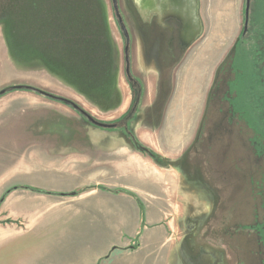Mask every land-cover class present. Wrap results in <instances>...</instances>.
I'll return each instance as SVG.
<instances>
[{"label":"rangeland","instance_id":"374dc122","mask_svg":"<svg viewBox=\"0 0 264 264\" xmlns=\"http://www.w3.org/2000/svg\"><path fill=\"white\" fill-rule=\"evenodd\" d=\"M0 1L2 5L9 4V0ZM11 1L13 3L15 0ZM32 1L47 4L48 0H29V3ZM78 1L89 3L88 9L77 4ZM202 2L204 34L194 38L190 43V46H194L188 49L177 65H172L168 59L169 70L160 77L157 65L150 60L151 51L148 50L144 58L136 24L132 22L135 35L131 65L142 81L143 93L136 110L129 117V130L139 143L157 155L158 158L153 159L138 150L162 168V189L154 190L158 197L141 198L153 222L141 223L135 245L130 242L129 247L118 250L121 253L128 251L130 255H115L110 261L103 260L104 264H123L136 260L141 263L142 258L145 264H261L262 258L264 260V246L261 237L257 235L259 231L254 232L250 228L256 223L264 224V146L258 156V185L252 186L249 161L242 164L240 172L236 171V166L241 162L238 156L233 155L235 149L232 147L239 145L238 137H242L243 145H246L248 130L243 128V122L236 121L238 116L234 121L238 123L236 131L231 132L232 128H225L229 127V122L226 113L228 107L223 101V95L228 87L227 80H234L236 76L232 74L230 66L223 72L222 61L225 59L229 62V57L233 56L229 52L240 37L244 0ZM68 7L71 12L73 7L83 10L87 32L90 28L94 31L90 25L94 21L102 30L106 56L99 62L104 69L101 76L94 75L96 64L89 68V76L64 78L58 70H51L39 62L29 64V60L24 61L18 57L13 61L3 38L2 30L5 32L7 27L2 22L0 89L13 84H29L73 100L100 121L121 122L122 116L132 107L133 90L124 76L123 41L111 1L69 0ZM120 8L122 15L124 11L126 13L124 0H120ZM129 14L130 17L127 13L126 17L132 19V12ZM36 19V12L29 14V56L43 51L34 45L38 41L43 42L42 38L48 36L47 31H51L49 20L37 26ZM7 23L10 26L13 24L12 21ZM129 25L132 26L131 23ZM249 36L243 40L247 44V56L251 58L256 44L264 45V37ZM20 45L26 47L24 41ZM79 54L80 64L89 65V52L86 54L83 49ZM261 57L264 61V56ZM236 68L233 66V69ZM76 79L80 85L73 83ZM257 90L264 91L260 84ZM1 107L29 109V164L34 171L29 172V178L23 173L29 181L41 174L36 171L37 163L47 152L53 160L50 162L51 167L58 168L57 159L65 152L61 147L64 139H67V143L73 139L86 140L87 132L81 133L82 122L77 119V113L59 100L28 89H10L0 97ZM68 130L76 133L67 137ZM105 139L111 140V137ZM125 139L129 141L127 135ZM242 156L245 157V154ZM20 176L21 173H18V181ZM65 177L72 178L70 175ZM51 178L60 179L58 176ZM143 184V189L153 188V178H147L145 186ZM29 191L17 188L4 195L0 202V264H29V201L38 200V197L33 199ZM49 199L50 221L64 216L62 208L58 206L59 201L62 204H74L72 195H50ZM116 200L99 195L101 202L114 203ZM105 216L102 213L100 218L99 214V226L96 229L102 235L111 230L103 227L106 225L103 219ZM64 218L85 222L88 214L66 213ZM55 227V223H49L50 234L57 232ZM79 229L81 231L76 236L81 237L83 229ZM87 234L84 232L82 236Z\"/></svg>","mask_w":264,"mask_h":264},{"label":"crops","instance_id":"0c3cea01","mask_svg":"<svg viewBox=\"0 0 264 264\" xmlns=\"http://www.w3.org/2000/svg\"><path fill=\"white\" fill-rule=\"evenodd\" d=\"M2 32L8 54L16 61L17 56L12 53L4 30ZM34 62L45 66L41 60H29V64ZM77 116L82 122L83 131L80 132H87L86 140L73 139L67 143V139H64L61 147L65 152L57 157L58 168L51 167L53 160L47 152L37 163L36 171L41 174L29 181L28 174L34 171L29 164V109L0 108V196L6 188L15 186L13 184L67 194L78 191L75 195L70 194L74 204L58 202L64 216L51 221L48 215L51 210L49 196L60 195L29 191L33 194V199L38 197L37 202L29 201V264H104V261H110L115 255L124 253L128 256L130 252L121 253L118 250L129 247L130 242L135 245L141 223L152 221L141 198L158 197L154 190L162 189V168L142 155L125 139L121 131L98 129L84 122L79 114ZM73 132L68 130L67 137ZM107 137H111V140L105 139ZM18 173H21L19 181ZM66 175L72 178L65 177ZM51 176H58L60 179L56 180ZM147 178H153L154 187L143 189L141 184L144 183L145 186ZM99 195L117 200L114 203L101 202ZM82 212L88 214L85 222L64 218L66 213ZM44 213L47 215L43 216ZM102 213L106 214L103 218L106 225L103 227L111 228L105 235L96 231L99 214L101 218ZM49 223L56 225L57 232L54 235L50 234ZM79 228L83 229L81 237L76 236L81 231ZM84 232L89 234L82 236ZM143 259L141 263L136 260L123 264H145Z\"/></svg>","mask_w":264,"mask_h":264},{"label":"flooded vegetation","instance_id":"af4514ba","mask_svg":"<svg viewBox=\"0 0 264 264\" xmlns=\"http://www.w3.org/2000/svg\"><path fill=\"white\" fill-rule=\"evenodd\" d=\"M202 1L203 0H124L126 13L130 17L129 13L132 12L133 16L132 19H128L125 11L122 15L120 0H117L118 10L129 36L127 42L128 62H126L124 53L126 41L119 28L123 41V71L128 85L133 90L132 107H130L127 113L122 116L120 120L121 122L114 123L116 126L113 127L116 130L121 131L124 136L131 132L129 130V122L131 121L129 117L132 112L136 110L135 107L138 101H140L143 93L142 81L131 65L133 37L135 35L133 32L135 30L132 31L133 24H136L135 27L140 40V45L143 49L144 58L147 57L145 53L147 54L148 50L151 51L152 55H150V60L152 59L157 65L158 75L160 77L165 74L167 69L169 70L168 59H170V63H173L172 65H177L188 49L194 46H190V43L194 41V38L200 34H204V9ZM241 20L242 29L240 31V37L236 40L234 46L229 52L230 54L233 53V56L229 57V62L225 59L222 61L223 72L226 71L228 66H230L229 69H231L232 74L236 76L234 80L233 78L227 80L228 87L223 95V101L228 107L226 113L228 114L229 122V127L225 128H232L231 132L236 131L235 127H238V123H235L234 121L238 116L236 121L239 123L243 122V128L248 130V135H246V145L245 143L243 145L242 137H238L239 145L232 146L233 150L235 149L233 155L238 156L239 161L241 162L236 166L237 168L235 170L240 172L243 169L242 164L249 161L251 185L256 186L258 180V156L262 153L264 146V91L262 90L260 93L259 90H257L259 84L261 88L264 89V61L261 57L264 56V45L259 43L256 44L251 52L253 56L249 58V56H247L248 49L245 48L247 47V44L243 39L250 37L249 34L254 37L260 35L264 37V0H244ZM129 23H131L132 26H130ZM164 59L166 63L163 62ZM233 66L237 68L233 69ZM256 69L258 71H256ZM229 74H231V72ZM19 84L29 85L22 83ZM11 86L1 88L0 90L5 89L6 92L11 89ZM73 110L83 118L82 120L84 122L89 123V121L86 120V118H84L77 110ZM90 125L99 128L93 124ZM108 129L111 130L110 128ZM226 154L227 151L225 150L224 155ZM242 154H245V157L242 156ZM262 181H264V176ZM250 228L254 232L259 231L257 235L261 237L260 241L263 247L264 224L259 225L256 223L254 227ZM261 264H264L263 258Z\"/></svg>","mask_w":264,"mask_h":264},{"label":"trees","instance_id":"16d2710c","mask_svg":"<svg viewBox=\"0 0 264 264\" xmlns=\"http://www.w3.org/2000/svg\"><path fill=\"white\" fill-rule=\"evenodd\" d=\"M7 2H9V4L5 3L2 5L0 1V21L2 19L1 23L3 22L7 27V29L5 30V34L10 49L15 56L24 61L41 60L47 68H50L51 70H58L60 73H62V76L64 78H66L67 76H69L70 78H73V76L75 78L77 76H89V68L93 67V65L96 64L94 75H99V77L101 76L104 69L103 65L99 64V62L100 59L103 60L105 58L106 52L105 50L103 51V49H105V42L102 37V30L100 29L97 21H94L95 23L90 22V25L94 27V31L92 28H90L89 32H87V22L83 10H80V8L78 7H73L71 12L68 7L69 0H59L58 2H54V0H48L47 4L42 1H32L29 3V0H15L13 1V3L11 0H9ZM77 4L85 6L86 10L88 9L87 5H89V3L86 4L84 3V1H78ZM32 12H36L37 14V26L43 25L47 23V20H49L51 24L49 29L51 31H47L48 36L42 38L43 42L38 41L34 45L43 49V51L34 55L31 54L29 56V14ZM39 14H41L42 16H40ZM49 18L52 21H50ZM65 18L66 22L64 21ZM7 21H12L13 24H11L10 26ZM92 35L95 36V38L93 37L94 40L91 38ZM22 41L26 43V47H22L20 45V42ZM83 49L86 50V54L89 52L90 57L89 59H87L89 60V65H85L84 63H82L81 65L79 62V52L83 51ZM57 63H60V65H58ZM84 67L86 68V73H84ZM76 71H80V73L77 72V75ZM67 73L71 76L67 75ZM87 80L85 82H87ZM73 83L80 85V81L78 79L74 80ZM127 136L137 150L149 155V157L153 159L158 158L156 154L139 143L131 132H129ZM13 187L44 194H67L38 189L29 185H19L11 186L6 189L4 194L1 196L0 201L4 197L6 192H8L9 189ZM100 188L106 189L103 187ZM77 192L78 191H73L67 195H75L77 194ZM138 203L140 204L139 200Z\"/></svg>","mask_w":264,"mask_h":264},{"label":"water","instance_id":"95a60500","mask_svg":"<svg viewBox=\"0 0 264 264\" xmlns=\"http://www.w3.org/2000/svg\"><path fill=\"white\" fill-rule=\"evenodd\" d=\"M111 1H112L113 10H114V15H115L116 19L118 20L119 28H120L122 35L126 41V45L124 47V53H125V60H126V62H128V58H127L128 44H127V42H128L129 36H128L127 30H126V27L122 21L119 10H118L117 0H111ZM11 89H28V90L35 91V92H37V93H39V94H41L47 98L64 102L65 104L71 106L73 109L77 110L84 118H86V120L89 121L90 124H93L99 128H107L108 129V128H113L116 126L114 123H106V122L98 121L91 114H89L87 111H85L83 108H81L76 102H74V101H72L66 97L54 94V93L49 92V91H46L42 88L35 87L32 85L16 84V85H12ZM4 92H5V89L0 90V94H3ZM15 189H17V188L13 187V188L9 189V191L6 192V194L15 190ZM3 198L1 199L0 202L3 201Z\"/></svg>","mask_w":264,"mask_h":264}]
</instances>
